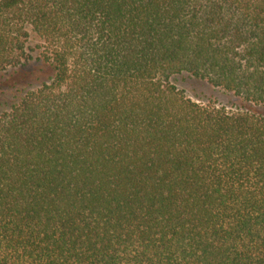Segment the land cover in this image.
Returning a JSON list of instances; mask_svg holds the SVG:
<instances>
[{"label":"trees","instance_id":"trees-1","mask_svg":"<svg viewBox=\"0 0 264 264\" xmlns=\"http://www.w3.org/2000/svg\"><path fill=\"white\" fill-rule=\"evenodd\" d=\"M8 71L0 264H264V0H0Z\"/></svg>","mask_w":264,"mask_h":264},{"label":"rangeland","instance_id":"rangeland-1","mask_svg":"<svg viewBox=\"0 0 264 264\" xmlns=\"http://www.w3.org/2000/svg\"><path fill=\"white\" fill-rule=\"evenodd\" d=\"M11 72L12 71H8L7 73H4L3 76L0 74V102H4L6 100L11 101L18 93V88L21 86L20 80H18V83H13L15 77L9 78V82H5L6 77L12 75ZM8 83L11 84L8 85ZM174 83L179 88H182L186 94L192 98H202L204 100L211 98L220 104H231L232 102H238L236 98L232 97V95L225 93L221 89L214 88L205 82L191 81L190 79L178 76L174 78ZM12 84H15V87L12 88Z\"/></svg>","mask_w":264,"mask_h":264}]
</instances>
